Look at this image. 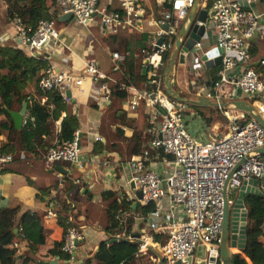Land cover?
Here are the masks:
<instances>
[{
	"label": "built area",
	"instance_id": "2783aa9c",
	"mask_svg": "<svg viewBox=\"0 0 264 264\" xmlns=\"http://www.w3.org/2000/svg\"><path fill=\"white\" fill-rule=\"evenodd\" d=\"M53 1L61 16L71 17L76 25L82 27L98 20L102 31L109 35H117L123 27L137 26L141 29L145 15L140 0H116L120 11L109 10L108 4L115 0ZM261 1L264 0H213L211 3L207 21L214 29L213 48L221 50L218 55L221 63L216 79L206 88H196V95L212 102L215 111L226 120L227 131L221 137L200 142L187 129V104L168 96L163 87L165 55L171 49L180 25L185 23L189 26L186 19L197 0H155L158 5L167 8V13L150 21L155 30L151 33L149 45L139 53L146 73V86L144 90L135 92L128 105L134 109L141 103L146 108L150 141L146 149L126 163V169L129 172L128 186L135 194L140 193L136 204L141 207L155 204L154 212L144 218L148 236L137 239L138 252L146 255L151 246L156 249L162 264L178 261L184 264L199 249L203 256L196 264L201 261L221 264L222 189L229 172L241 159L251 154L230 178L229 204L233 200L232 194L242 183L254 180L260 183L264 179V156L254 153L264 148V129L231 104L247 99L248 105L264 118V76L252 68L250 54L260 19L254 8ZM12 27L21 45L31 55L36 56L50 45L53 48L64 46L52 22H40L31 37L26 35L18 21H14ZM259 37H263L262 32ZM159 39L163 42L157 45ZM205 39L203 34L193 46L194 68L211 51V48L205 49ZM46 40L47 44L41 47ZM124 58L119 52H113V69H118ZM47 62L39 85L42 89L57 91L67 103L71 101L67 92L73 87L80 89L84 81L96 85L101 105L107 104L112 95L111 84L118 90L124 87L108 78L93 62L85 63L76 77L48 59ZM258 66H264V59L258 61ZM26 120L27 114L22 125ZM94 141L98 143L101 138L95 136ZM159 159L164 163L165 172L160 173L152 167ZM13 160L12 154L0 151V171ZM57 162L67 163L76 172L84 170L77 131L69 145L61 147L56 142L42 157L47 169ZM81 179L75 178L74 185H79ZM257 189L264 194V187L258 185ZM47 206L43 218L57 219L53 203L50 201ZM154 237H158L159 241L153 242ZM82 240L76 228L66 230L61 251L69 256L70 262L74 261L78 243Z\"/></svg>",
	"mask_w": 264,
	"mask_h": 264
},
{
	"label": "crops",
	"instance_id": "0c3cea01",
	"mask_svg": "<svg viewBox=\"0 0 264 264\" xmlns=\"http://www.w3.org/2000/svg\"><path fill=\"white\" fill-rule=\"evenodd\" d=\"M208 1L210 2L209 6L207 5ZM212 1L197 0L195 8L190 11L186 19L189 26L185 23L180 25L172 47L165 55L168 57V61L175 51L176 42L181 41V44L185 42V34L188 35L196 23V16L202 5H207L209 13ZM140 2L145 9L141 29H138L137 26L123 27L117 35H109L102 31L98 20L82 27L76 25L68 16H61L56 31L59 33L61 44L64 46L53 48L50 45L49 48L42 49L36 54L72 73L75 77L80 75L79 71L85 63L93 62L108 78L124 85L121 90L116 89L117 86L110 85L112 95L105 105L98 103L97 87L90 81H84L80 89L73 87L69 90L71 110L79 121L77 132L80 155L85 162L82 173L76 172L64 163H54L51 168L47 169L42 163V157L30 156L23 151H20V156L17 159L6 166L5 171L0 172V208L19 206L23 210L37 213L42 219L43 235L48 239L60 240L62 229L57 225L56 219L46 220L43 218L44 211L48 208L47 203L51 201L54 211H56L59 208L58 203L65 202V200L71 201L74 211L72 216H69V220L76 222L75 228L82 235L83 240L78 243L75 259L70 264H83V261L97 250L100 242L113 238L107 233L112 225L108 220L109 205L119 206L122 201H125L133 210L138 207L136 194L127 184L129 172L126 169V163L148 147L150 124L147 110L143 104H138L134 109L128 105L135 92L144 90L146 86V73L139 53L141 49L149 45L152 38L151 33L155 30L150 25V21L159 19L167 13V8L158 5L155 0H140ZM108 5L109 10L120 11L118 1L115 0ZM0 8L3 9L1 5ZM254 10L260 15L258 33L251 42L252 45L257 46L256 53L251 55L253 66L257 67L258 61L264 59V1L256 4ZM70 23L75 27L85 29L87 36L82 38L76 34L74 38L69 31H66ZM261 32L263 33L262 38L259 37ZM203 34L206 36L203 42L205 49H212L215 44L213 27L208 24ZM0 45L25 49L12 25L4 23H0ZM113 52H119L125 57L118 69H113L111 59ZM194 56L192 48L189 54L185 55L184 64L176 62L171 76L175 84L173 90L178 91L185 100L198 102L202 99L206 101V99L196 95V88L208 87L212 81L209 72L211 69H206L202 62H199V65L194 68ZM166 67L164 66V70ZM164 70L163 87L165 89ZM131 74L138 77L131 81L128 79ZM33 90L31 88L29 92ZM242 100L249 103L247 99L242 98ZM187 106V129L195 139L200 142H207L226 133L227 122L225 120L224 123H221L216 119V114L221 117L222 115L215 111L212 102L209 101V105L187 104ZM211 111L215 113L210 116L214 121L207 125L203 113L206 115ZM59 126L60 121L56 123L57 131ZM95 136L101 138L100 143L104 146L98 153L93 152L94 147H97L94 141ZM4 140L5 135L0 136V146ZM137 149H139L138 153L135 152ZM152 167L160 173L165 172L164 163L161 159ZM65 176L72 179L82 177L80 184L75 186L74 191L70 194V200L68 195H65L66 198L57 197L58 191L62 189ZM56 184L58 185L57 189L53 190L52 186ZM246 195L249 194H245L244 197ZM231 197H234V193ZM135 217L134 228L132 229L134 234L131 236L134 241L136 236L138 239L148 236L145 219L141 215ZM153 242L149 243L152 244ZM11 243L18 249L26 247V243L20 239L17 232L14 234ZM48 249L45 246L39 248L36 256L40 264H48L55 259L47 254ZM150 251L152 252L151 249ZM234 252L238 253L237 251ZM153 254L155 255V253ZM195 254V258L191 259L192 261L188 260L190 264L197 263L203 256L200 249ZM56 264H64V262L58 260Z\"/></svg>",
	"mask_w": 264,
	"mask_h": 264
},
{
	"label": "trees",
	"instance_id": "16d2710c",
	"mask_svg": "<svg viewBox=\"0 0 264 264\" xmlns=\"http://www.w3.org/2000/svg\"><path fill=\"white\" fill-rule=\"evenodd\" d=\"M207 5H210L209 1ZM4 18L8 25L18 21L26 35L31 37L40 22H52L56 28L61 15L53 0H6ZM256 50L257 46L251 44L250 54L254 55ZM164 64L165 67L168 64L167 56L164 58ZM47 66L46 59L31 55L21 47L0 45V136L5 135L0 151L12 154L14 159L20 156V151L30 156L43 157L56 142L61 147L69 145L79 129V121L72 113L71 103L65 102L57 91L40 87V81L44 77L43 71ZM252 68L264 76V66L254 67L252 64ZM218 69L219 67H215L209 71L212 81L216 79ZM137 77L131 74L128 79L132 81ZM31 88L34 90L29 92ZM23 102L27 103V120L22 128L17 130L8 111L18 110ZM213 114L214 111L206 115L203 113L207 125L214 121L210 117ZM223 120L225 121L224 118ZM59 121L57 131L56 123ZM96 144L93 152L98 153L104 146L100 142ZM135 152L138 153L139 149ZM5 170L6 167L0 172ZM57 186H52V189L56 190ZM74 189V179L65 176L57 197L68 195L70 200ZM243 204L247 211L245 246L240 250L241 254H232V264H264V194L246 195ZM58 205L56 222L62 229V236L58 241L44 237L42 219L37 213L23 210L19 206L0 208V264H40L36 255L43 246L49 248L47 254L50 257H58L64 264L71 263L69 256L62 253L61 248L66 230L76 227V222L69 220L74 210L68 200ZM154 210V203L144 207L138 206L135 210L125 201L119 206L109 205L108 220L112 225L107 233L113 238H118V241L111 245L108 241L100 242L97 250L86 258L83 264H143L141 261L145 257L148 261L155 262L153 252L149 250L146 255H141L138 252V242L131 239L134 234L132 229L135 216L146 218ZM15 229L20 239L26 243L24 249H18L11 243ZM154 240L157 242L159 238L154 237Z\"/></svg>",
	"mask_w": 264,
	"mask_h": 264
},
{
	"label": "water",
	"instance_id": "95a60500",
	"mask_svg": "<svg viewBox=\"0 0 264 264\" xmlns=\"http://www.w3.org/2000/svg\"><path fill=\"white\" fill-rule=\"evenodd\" d=\"M208 11L207 5L203 4L201 10L198 12L196 16V23L193 25L189 34H185L186 40L183 44L181 41L176 42L175 51L171 55L167 67L164 70V85L166 94L171 98L175 99L177 102L186 103V104H195V105H209V101L200 100L198 102L189 101L183 99L178 91H174L173 88L175 84L172 81V72L174 70L175 64L178 61L180 64L185 63V55H188L192 50L194 44L199 41L200 37L203 35L205 28L208 25L207 21ZM69 17V16H68ZM71 18V17H69ZM200 23L201 25H198ZM47 40L41 45L44 47L47 44ZM163 42L162 39L157 41V45H160ZM221 53L220 49L212 48L210 52L207 53L206 56L201 58V61L204 63L206 69H212L218 67L221 63V57L218 55ZM214 57V58H213ZM213 58V59H211ZM209 59V60H208ZM258 65V64H257ZM256 65V66H257ZM67 96L70 97L69 92H67ZM237 110L245 112L250 118L254 119L263 129H264V118L259 116L255 109L248 105L246 101H234L231 103ZM27 111V103L23 102L20 109L18 111H8L13 123L14 127L17 130L22 128L23 118ZM255 154H259L264 156V148L259 149L254 152ZM251 154L247 155L243 159H241L229 172L222 189V200H223V215H222V224H221V233H220V262L221 264H232V254H236L234 251H237L239 254L240 250H242L245 246V226H246V215L247 211L243 204V199L245 194H260L258 192V185L264 187V179L258 183V181H250L247 183H242V185L235 191L232 203H228V197L231 193L228 191L229 181L233 173L240 169L241 165L245 162V160L249 159ZM137 198H140V193L136 194ZM136 206V204H134ZM17 230H14V234H16ZM138 236L135 237V242L138 240ZM118 241L117 238H110L108 240V244H114ZM156 264H162L159 256L155 254ZM59 260L56 257L53 261H50L48 264H56ZM189 262V261H188ZM175 264H182L181 261L176 262ZM196 264V263H195ZM199 264H205L201 261Z\"/></svg>",
	"mask_w": 264,
	"mask_h": 264
},
{
	"label": "rangeland",
	"instance_id": "374dc122",
	"mask_svg": "<svg viewBox=\"0 0 264 264\" xmlns=\"http://www.w3.org/2000/svg\"><path fill=\"white\" fill-rule=\"evenodd\" d=\"M0 5L3 7V9L0 8V10H1V12H0V23L7 24L6 21H5V18H4L5 17V10H6V0H0ZM57 26H56V28H54L55 30L57 29ZM66 31H69V33H71L72 36H74V38H75L76 34H78L80 37L82 36V38L84 36H87V32H86L85 29H82V28H79V27H75V26L72 25V23L68 24V27H67ZM199 84H201V83H199ZM216 119L222 123L223 118L220 115L216 114ZM223 123H224V120H223ZM150 249L152 250L153 253L157 254V251L154 250L155 248L152 247ZM196 251H198V250H196ZM196 251H195V253H196ZM195 253L190 256L189 261H192L191 259L195 258V255H196ZM187 262H188V260L184 261V264H187ZM141 263H143V264H156V262H154L152 260L148 261L146 257L143 259V261H141Z\"/></svg>",
	"mask_w": 264,
	"mask_h": 264
}]
</instances>
